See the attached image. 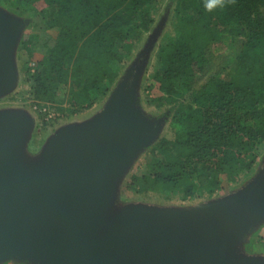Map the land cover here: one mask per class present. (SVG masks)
Returning <instances> with one entry per match:
<instances>
[{
  "label": "trees",
  "instance_id": "1",
  "mask_svg": "<svg viewBox=\"0 0 264 264\" xmlns=\"http://www.w3.org/2000/svg\"><path fill=\"white\" fill-rule=\"evenodd\" d=\"M163 1L0 0L10 11L37 14L56 33L34 66L25 65L29 97L52 103L64 90L60 116L91 109L118 80ZM171 17L155 53L157 68L149 74L154 85L144 89L151 92L147 104L170 111L172 135L147 148L144 168L130 174L124 188L204 200L224 183L250 176L262 152L264 0H235L213 12L204 0H172ZM227 38L242 39L231 67L213 63L217 45Z\"/></svg>",
  "mask_w": 264,
  "mask_h": 264
},
{
  "label": "water",
  "instance_id": "2",
  "mask_svg": "<svg viewBox=\"0 0 264 264\" xmlns=\"http://www.w3.org/2000/svg\"><path fill=\"white\" fill-rule=\"evenodd\" d=\"M11 17L0 13V93L12 85L11 49L23 26ZM129 84L114 90L110 104L89 125L62 130L44 146L36 165L21 162L26 118L0 114V260L32 253L51 255L48 264L263 263L262 258L225 261L219 249L264 213V173L234 202L184 214L128 209L106 241L87 242L111 185L149 136Z\"/></svg>",
  "mask_w": 264,
  "mask_h": 264
},
{
  "label": "rangeland",
  "instance_id": "3",
  "mask_svg": "<svg viewBox=\"0 0 264 264\" xmlns=\"http://www.w3.org/2000/svg\"><path fill=\"white\" fill-rule=\"evenodd\" d=\"M171 5L172 0L163 1L155 15L152 27L138 41L136 48L121 68L120 76L109 93L91 109L75 115L62 117L56 111V108L60 100H64L65 98L64 90H60L55 102L36 103L27 94L29 83L23 75L25 65L32 68L35 59L44 52L45 46H50L56 41L55 31L44 28L37 14L27 12L20 14V11L13 12L0 3V8L6 11L0 10L2 15L11 17L9 16L11 14L13 15L11 18H15L23 23L11 49L12 85L7 91L0 93V114H21L26 118L27 133L25 135L24 146H22L25 150V153L23 152L21 156L22 163L30 161L33 165L37 160L36 158H39L42 154L44 146L47 147L62 130L82 128L89 125L110 104L114 98L112 96L114 90L116 89V92L120 90L121 85L125 84L126 81L130 83L129 86L132 85L136 97V102L133 103L135 111L142 124L149 130L147 139L133 153L130 159L126 161L125 166L123 165L121 168L115 181L116 184L114 182L111 185L99 225L91 231L89 237L86 239L90 244L106 241L113 229L116 231L121 225V220H118L119 216L128 209L142 208L160 214H184L206 210L211 207L214 208L222 204L234 202L238 194L243 192L246 186L248 188L249 181H252L260 173H264L263 145L258 163L254 166L250 176H244L242 181L236 184L224 183L223 188L208 199L181 201L177 197L166 199L158 193H136L130 189H126V187L124 188L125 181L129 175L137 173L144 168L146 161L150 157V153L146 151L147 148L155 143L160 136L170 137L172 135L167 127L170 111L167 107L158 108L155 105L147 104L146 97L149 98L151 92L144 89L148 84L154 85V81L149 80V74L157 68V65L154 63L155 53L161 38L172 26ZM241 40L240 38L236 41L227 38L224 42L219 43L216 51L218 56L213 59V63L219 65L225 64L231 67L232 61H230V57L231 55L233 56V52L239 50ZM27 50H30L33 55L31 59H28L29 54ZM210 72H213V67H211ZM119 83L120 85H118ZM131 91L130 89V94ZM20 144L16 149L17 155H19ZM219 257L225 261L264 259V213L259 218L248 222L241 234L228 241L225 246L223 245L219 249ZM50 259L51 255L10 253L0 260V264H48ZM259 264H264V261Z\"/></svg>",
  "mask_w": 264,
  "mask_h": 264
},
{
  "label": "clouds",
  "instance_id": "4",
  "mask_svg": "<svg viewBox=\"0 0 264 264\" xmlns=\"http://www.w3.org/2000/svg\"><path fill=\"white\" fill-rule=\"evenodd\" d=\"M235 0H204V8L208 12L224 10L227 6L234 4Z\"/></svg>",
  "mask_w": 264,
  "mask_h": 264
},
{
  "label": "flooded vegetation",
  "instance_id": "5",
  "mask_svg": "<svg viewBox=\"0 0 264 264\" xmlns=\"http://www.w3.org/2000/svg\"><path fill=\"white\" fill-rule=\"evenodd\" d=\"M119 237H120V236H119ZM117 240H118V239H117ZM117 240H116V241H117ZM212 248H213V245H212L211 247H209V248L205 249V252H207V251H208V252L206 253V255H208V254H209V252L211 251V249H212Z\"/></svg>",
  "mask_w": 264,
  "mask_h": 264
}]
</instances>
